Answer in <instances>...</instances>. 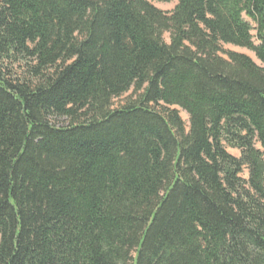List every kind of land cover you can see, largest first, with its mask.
Listing matches in <instances>:
<instances>
[{
    "label": "trees",
    "instance_id": "1",
    "mask_svg": "<svg viewBox=\"0 0 264 264\" xmlns=\"http://www.w3.org/2000/svg\"><path fill=\"white\" fill-rule=\"evenodd\" d=\"M223 45L264 66V0H0V264H264V67Z\"/></svg>",
    "mask_w": 264,
    "mask_h": 264
},
{
    "label": "rangeland",
    "instance_id": "2",
    "mask_svg": "<svg viewBox=\"0 0 264 264\" xmlns=\"http://www.w3.org/2000/svg\"><path fill=\"white\" fill-rule=\"evenodd\" d=\"M152 4L159 10H161L162 12L164 13H170L175 4H176V1H172V2H169V3H162V2H152ZM252 35H254V32H252ZM164 38V41L168 42V34H165L163 36ZM222 51L223 52H235V53H239V54H243L249 58H251L257 65L261 66V67H264L261 65V63L255 58L254 54L247 50V49H244V48H239V47H234V46H231V45H223L222 46ZM222 57L226 58V56L224 54H221ZM131 95V92L125 94L124 96L118 98V99H114L113 100V103H112V107L113 108H116L118 107L119 105H121L129 96ZM179 114H180V117L181 119L184 121L185 125L187 126V123H188V117L186 115V113H184L183 111L179 110ZM61 122H64L61 120ZM65 125V123H63ZM227 151L234 155V156H239V151L236 150V149H231V148H227ZM243 177L246 178L247 177V172L244 171L243 172Z\"/></svg>",
    "mask_w": 264,
    "mask_h": 264
}]
</instances>
